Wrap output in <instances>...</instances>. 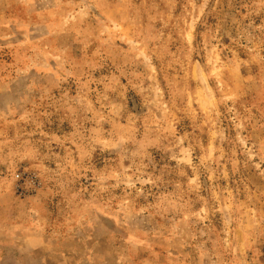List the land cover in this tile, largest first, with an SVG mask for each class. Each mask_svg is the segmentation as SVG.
<instances>
[{
	"label": "rangeland",
	"instance_id": "1",
	"mask_svg": "<svg viewBox=\"0 0 264 264\" xmlns=\"http://www.w3.org/2000/svg\"><path fill=\"white\" fill-rule=\"evenodd\" d=\"M52 233L36 261L6 246ZM263 243L264 0H0V264H264Z\"/></svg>",
	"mask_w": 264,
	"mask_h": 264
},
{
	"label": "crops",
	"instance_id": "2",
	"mask_svg": "<svg viewBox=\"0 0 264 264\" xmlns=\"http://www.w3.org/2000/svg\"><path fill=\"white\" fill-rule=\"evenodd\" d=\"M32 238H36V237H32ZM28 241L29 242L24 243L22 241L18 242L15 239H10V240H7L6 246H8L7 248L9 249V251L22 255L23 260L36 261V259H33L32 257V254H35L36 252L35 250H37L38 248H41L43 249L44 254L49 256L52 252H54L58 248H63V245L66 242V239L61 240L57 237L56 233H52L51 235L42 236L41 239H39V241H37L36 239H29ZM27 246H29V248ZM62 253H66V256L71 254L68 252V250L66 251L64 250Z\"/></svg>",
	"mask_w": 264,
	"mask_h": 264
},
{
	"label": "built area",
	"instance_id": "3",
	"mask_svg": "<svg viewBox=\"0 0 264 264\" xmlns=\"http://www.w3.org/2000/svg\"><path fill=\"white\" fill-rule=\"evenodd\" d=\"M15 179H16L17 191H19L22 188V185L24 184L25 181H30L35 188L40 186V182L38 181L35 175L25 177L24 174L18 173L16 174ZM262 254L264 257V243L262 245Z\"/></svg>",
	"mask_w": 264,
	"mask_h": 264
}]
</instances>
